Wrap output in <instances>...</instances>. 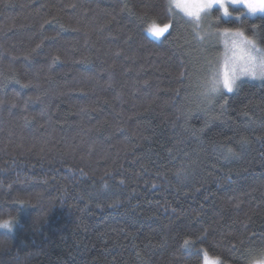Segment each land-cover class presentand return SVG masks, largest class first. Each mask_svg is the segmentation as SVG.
<instances>
[{
	"label": "trees",
	"instance_id": "1",
	"mask_svg": "<svg viewBox=\"0 0 264 264\" xmlns=\"http://www.w3.org/2000/svg\"><path fill=\"white\" fill-rule=\"evenodd\" d=\"M186 26L169 0H0V264L264 258V81L204 98L219 57Z\"/></svg>",
	"mask_w": 264,
	"mask_h": 264
},
{
	"label": "snow or ice",
	"instance_id": "2",
	"mask_svg": "<svg viewBox=\"0 0 264 264\" xmlns=\"http://www.w3.org/2000/svg\"><path fill=\"white\" fill-rule=\"evenodd\" d=\"M177 8H180L188 17L194 18L197 22L200 21V14L205 11L206 8H211L215 5H220L224 7V11L227 14L226 4L232 5H243L251 12H264V0H259L258 3H253L251 0H171ZM170 24H164L163 27H158L155 23L149 26L148 31L155 37H161L165 32L168 31ZM199 29V23L195 25L193 31L196 37L200 39L201 42L205 41L209 37L208 32H204L202 35ZM231 31L229 29H224L225 37H228V33ZM239 34L242 40L247 41L248 44H254L253 41L247 40L243 37V33L238 30L234 32ZM226 47H229L228 39L225 40ZM230 50H235L233 52V57L231 61H226L223 67V71L220 78L217 79L215 75L211 79H207L203 82V90L200 93L204 98L211 99L214 94L220 93L221 86L227 93L233 91L236 81L239 76L249 75L253 78L259 77L264 78V60L259 64L256 62L255 56L252 54L250 48L246 49L243 46H238L233 40L230 45ZM259 68V73L257 69ZM231 151V149H229ZM9 223L7 221L0 223V228H8ZM187 243V241L185 242Z\"/></svg>",
	"mask_w": 264,
	"mask_h": 264
},
{
	"label": "rangeland",
	"instance_id": "3",
	"mask_svg": "<svg viewBox=\"0 0 264 264\" xmlns=\"http://www.w3.org/2000/svg\"><path fill=\"white\" fill-rule=\"evenodd\" d=\"M251 2L258 3L259 0H251ZM169 3H170V8H171V12H172L173 17L175 19H178V18L184 19L187 22L186 29H187L190 37L192 38L193 49L191 48V50L193 52H196V54H197V51H198V53L203 54L202 57L204 59H206L207 56H211V59H212V60L210 59L211 61H215L216 57H219L218 61H216L217 64L211 65L212 67L210 68L209 72H207V74H209V75H205L203 82L207 79H211L213 75H215L216 78L219 79L220 75L223 71V67H224L225 62L231 61V59L233 57V52L235 51V50H230V45H231L230 38L229 37L225 38L224 31L219 30L214 26V22H213V18L211 16V12L214 8L219 9V6H214L213 9L210 11V14H208V15H205L204 12H202L200 14L201 19H200V21L197 22L194 18L188 17L180 8H177L173 3H171V0H169ZM235 8H243L244 11L247 12V14H249L248 9L243 5H229V9H230V12L232 13V15H230L226 18L233 16V14H234L233 9H235ZM219 12H220V9H219ZM256 14L264 15V13H260V12H257ZM249 15H251V14H249ZM197 23H199V29H197V30L200 31L202 35L204 34V32H208V33L211 32L212 33V35L210 37H207L206 40L203 42H201L200 39L198 37H196V34L193 31V28L195 27V25ZM168 24H170V27H171V23H168ZM150 25H152V24L147 25V27L145 28V31L151 38H153L155 40H160L170 30V27H169L168 31L165 32L163 36L155 37L148 31V28ZM157 26L163 27L164 25H157ZM231 32H234V31H231ZM217 33H218V35H217ZM226 39H228V41H229V47H226V45H225ZM253 43H255V42H253ZM195 46L197 47L196 51H195ZM257 47L261 48L259 45H257ZM194 54L195 53H193V55ZM253 55H255V53H253ZM207 60H209V58ZM257 72L259 73V68L257 69ZM241 78L243 81L249 80V79H250V81L255 80L257 82H260V80L264 81V78L259 77V75H257L256 78H253L252 76H249V75H242V76L238 77L236 83H238L239 81H242ZM223 92H226V91H223ZM200 252L202 255V263L201 264H222L218 259H215V258L209 256L208 254H206V252L204 250L201 249ZM253 264H264V258L261 260L255 261V263H253Z\"/></svg>",
	"mask_w": 264,
	"mask_h": 264
},
{
	"label": "clouds",
	"instance_id": "4",
	"mask_svg": "<svg viewBox=\"0 0 264 264\" xmlns=\"http://www.w3.org/2000/svg\"><path fill=\"white\" fill-rule=\"evenodd\" d=\"M229 5H232V4L229 3V4L225 5V7L227 8V14L224 11V7H221L220 5H215V6H219L220 15L226 18V17L232 15V13L230 12V9H229ZM213 7L206 8L205 11H204V14L205 15L210 14V11L213 9ZM248 13L251 14V15H255L257 12L254 13V12H251V11L248 10ZM260 13H264V12H260ZM239 32H241V31H239ZM211 35H212V33L209 32V37ZM217 35H218V33H217ZM228 37L230 38L231 42L234 40L237 43L238 46H243L246 49L250 48L251 51H252V54L255 53L254 56L256 58L257 64H259L262 60H264V49H261V48L257 47L256 44H252V45L248 44L247 41L242 40V38H241V36L239 34H235L234 35V32L228 33ZM243 37H244V33H243ZM247 40H250V39H247ZM250 41H252V40H250ZM222 89H223V87L221 86L220 90H222Z\"/></svg>",
	"mask_w": 264,
	"mask_h": 264
},
{
	"label": "bare ground",
	"instance_id": "5",
	"mask_svg": "<svg viewBox=\"0 0 264 264\" xmlns=\"http://www.w3.org/2000/svg\"><path fill=\"white\" fill-rule=\"evenodd\" d=\"M247 13V12H246ZM150 17V16H149ZM225 18V17H224ZM228 19V18H227ZM235 32V31H234ZM225 36V35H224ZM226 38V37H225ZM255 44V43H254ZM253 79V78H252ZM241 80H242V78H241ZM250 80V79H249ZM257 80V79H256ZM243 81V80H242ZM247 81V80H246ZM255 81V80H254ZM260 81H262V80H260ZM237 82V81H236ZM250 83H251V81H250ZM263 83V82H262ZM237 84V83H236ZM236 87V86H235ZM235 90V89H234ZM223 92V91H222ZM264 254V253H263ZM262 259V258H261Z\"/></svg>",
	"mask_w": 264,
	"mask_h": 264
}]
</instances>
